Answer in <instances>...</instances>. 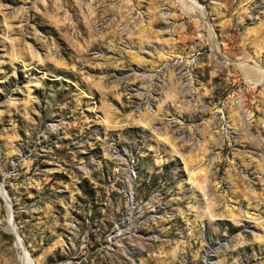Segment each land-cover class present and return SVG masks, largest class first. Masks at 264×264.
Instances as JSON below:
<instances>
[{
    "label": "rangeland",
    "instance_id": "374dc122",
    "mask_svg": "<svg viewBox=\"0 0 264 264\" xmlns=\"http://www.w3.org/2000/svg\"><path fill=\"white\" fill-rule=\"evenodd\" d=\"M0 184V264H264V0H0Z\"/></svg>",
    "mask_w": 264,
    "mask_h": 264
},
{
    "label": "bare ground",
    "instance_id": "6f19581e",
    "mask_svg": "<svg viewBox=\"0 0 264 264\" xmlns=\"http://www.w3.org/2000/svg\"><path fill=\"white\" fill-rule=\"evenodd\" d=\"M0 192L3 193L4 196L6 197V194H5L1 184H0ZM9 229H11L15 233V235L17 236L18 244H20L22 246L23 245L22 238L20 237L19 232H18L14 222L12 221V219H10ZM24 255H25L26 263L27 264H32V261H31L30 257L28 256V254L26 252H24Z\"/></svg>",
    "mask_w": 264,
    "mask_h": 264
}]
</instances>
